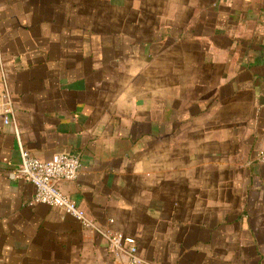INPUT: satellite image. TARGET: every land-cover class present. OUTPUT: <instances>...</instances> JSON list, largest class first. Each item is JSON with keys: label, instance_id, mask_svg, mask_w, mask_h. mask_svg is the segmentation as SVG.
<instances>
[{"label": "crops", "instance_id": "obj_1", "mask_svg": "<svg viewBox=\"0 0 264 264\" xmlns=\"http://www.w3.org/2000/svg\"><path fill=\"white\" fill-rule=\"evenodd\" d=\"M263 48L264 0H0V264H125L19 144L78 157L61 192L141 264H264Z\"/></svg>", "mask_w": 264, "mask_h": 264}, {"label": "built area", "instance_id": "obj_2", "mask_svg": "<svg viewBox=\"0 0 264 264\" xmlns=\"http://www.w3.org/2000/svg\"><path fill=\"white\" fill-rule=\"evenodd\" d=\"M3 82L6 84L4 77ZM4 123L15 122L14 108L11 94L5 87L3 95ZM16 135L20 143L19 131L16 126ZM21 165L16 171V175L21 179L31 183L35 187V195L31 205L43 204L51 208L61 210L80 223L85 229L100 235L108 244L111 254L125 260V264H141L144 261L138 256L136 240L121 233H115L99 226L90 218L76 202L66 197L59 188L62 181H76L79 178L82 162L78 157L70 156L65 153L56 154L50 160L42 161L33 158L19 144ZM255 161L264 165V150L256 153Z\"/></svg>", "mask_w": 264, "mask_h": 264}, {"label": "water", "instance_id": "obj_3", "mask_svg": "<svg viewBox=\"0 0 264 264\" xmlns=\"http://www.w3.org/2000/svg\"><path fill=\"white\" fill-rule=\"evenodd\" d=\"M262 52H263V60H262V62L264 64V48L262 49Z\"/></svg>", "mask_w": 264, "mask_h": 264}]
</instances>
